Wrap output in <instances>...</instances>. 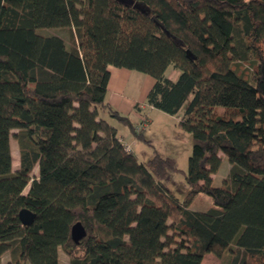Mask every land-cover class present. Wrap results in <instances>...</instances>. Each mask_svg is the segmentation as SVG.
I'll return each instance as SVG.
<instances>
[{"label":"trees","instance_id":"1","mask_svg":"<svg viewBox=\"0 0 264 264\" xmlns=\"http://www.w3.org/2000/svg\"><path fill=\"white\" fill-rule=\"evenodd\" d=\"M110 67L150 76L146 106L191 134L182 199L164 185L175 161L110 104ZM104 114L154 155L140 161ZM199 194L212 206L193 210ZM60 250L71 264H264V0H0V264H60Z\"/></svg>","mask_w":264,"mask_h":264},{"label":"rangeland","instance_id":"2","mask_svg":"<svg viewBox=\"0 0 264 264\" xmlns=\"http://www.w3.org/2000/svg\"><path fill=\"white\" fill-rule=\"evenodd\" d=\"M49 33H58L69 39V33L67 30H57V31H47ZM139 77H143L139 86H134L136 93L129 92L127 97L130 99L129 102H123L120 106L122 107V113L131 116L135 123L142 122L144 126H148V130L144 132V138L146 140H151L153 146L156 148L158 153L163 157H169L175 161L176 166L179 168L180 172L169 174L168 178L164 181L165 187L174 194L178 199H182L188 192V186L185 181V174L188 171V160L192 153V136L190 133L181 129L176 123H178L179 118L170 116L164 112L156 109H149L146 106V97L143 94L144 86L147 85L145 81L151 78L148 75L138 73ZM169 77L175 79L177 73L170 70L168 72ZM132 100H135V104L132 106ZM125 103V104H124ZM132 106V107H131ZM141 116L137 120V116ZM144 114V115H142ZM106 119L109 120L110 124L119 129L124 130V126L120 124L117 120L109 118L108 115L104 114ZM151 120H153L152 125ZM150 126V128H149ZM127 130V129H126ZM126 146H132V151H136L141 160H147L154 155L153 147L146 144L144 141L136 140V145L134 146L130 142H124ZM12 154H13V165L14 169L19 167L20 151L17 141L12 142ZM222 157H224L222 155ZM230 170V164L226 157L222 159V165L218 173L214 178V185L221 186L225 178L228 177ZM33 176H38V169L34 170ZM213 204L211 197L205 194H199L192 204L193 210H203V208L210 207ZM208 207V208H209ZM59 262L60 264H71L70 258L62 250L59 252ZM226 261L216 257L214 254H208L204 257L202 264H225Z\"/></svg>","mask_w":264,"mask_h":264},{"label":"crops","instance_id":"3","mask_svg":"<svg viewBox=\"0 0 264 264\" xmlns=\"http://www.w3.org/2000/svg\"><path fill=\"white\" fill-rule=\"evenodd\" d=\"M110 72H111V79H110V83H109L108 100L114 108H116L118 111H120L122 113L123 112L122 107H120V106L123 104V102H129L130 101V99L127 97V93H129V92H132L133 94L136 93V89H134L133 87L135 85L139 86L143 77L140 78L139 77L140 75L136 74V72H134V71H130L127 69L115 68V67H110ZM173 72L177 73V77L175 79H173V80H176L178 78L179 72H177L175 70H173ZM145 82L147 83V85L144 86L143 94L145 97H147V94L150 91L154 81L152 78H148L147 81H145ZM135 102H136L135 100H132V106H133V104H135ZM151 110H153V109H151ZM126 116H129V115H126ZM136 116H137V120L141 117V116H138L137 114H136ZM129 117L132 118L131 116H129ZM175 117H177V116H175ZM152 123H153V120H151L150 126L152 125ZM176 124L178 125V123H176ZM150 126H149V128H150ZM118 131H119V136H121L123 139H125L126 142H130L133 146H134V144L136 145V139L133 138V136L130 134L129 130H126V128H124V130L119 129V126H118ZM134 152L140 161H145V160H141L139 158V156L135 150H134ZM8 263H9V256L6 254L2 257V264H8Z\"/></svg>","mask_w":264,"mask_h":264},{"label":"water","instance_id":"4","mask_svg":"<svg viewBox=\"0 0 264 264\" xmlns=\"http://www.w3.org/2000/svg\"><path fill=\"white\" fill-rule=\"evenodd\" d=\"M19 218L23 225L30 226L34 221L35 215L31 211L24 209L20 211ZM71 236L76 244H79L81 239L86 236V231L81 223L78 222L72 227Z\"/></svg>","mask_w":264,"mask_h":264},{"label":"built area","instance_id":"5","mask_svg":"<svg viewBox=\"0 0 264 264\" xmlns=\"http://www.w3.org/2000/svg\"><path fill=\"white\" fill-rule=\"evenodd\" d=\"M126 146V145H125ZM126 149L128 150V151H131V147L128 145V146H126Z\"/></svg>","mask_w":264,"mask_h":264}]
</instances>
